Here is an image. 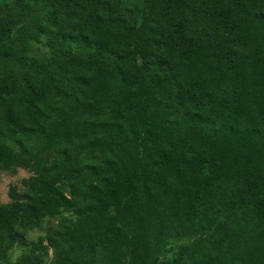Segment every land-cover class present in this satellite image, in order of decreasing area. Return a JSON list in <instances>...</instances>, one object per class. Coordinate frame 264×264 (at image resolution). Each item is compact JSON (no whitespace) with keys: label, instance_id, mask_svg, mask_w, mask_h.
Instances as JSON below:
<instances>
[{"label":"trees","instance_id":"1","mask_svg":"<svg viewBox=\"0 0 264 264\" xmlns=\"http://www.w3.org/2000/svg\"><path fill=\"white\" fill-rule=\"evenodd\" d=\"M19 168L0 263L264 264V0H0Z\"/></svg>","mask_w":264,"mask_h":264},{"label":"rangeland","instance_id":"2","mask_svg":"<svg viewBox=\"0 0 264 264\" xmlns=\"http://www.w3.org/2000/svg\"><path fill=\"white\" fill-rule=\"evenodd\" d=\"M30 172L19 168L16 171H5L0 173V203L7 202L9 200L8 197V189L11 185H21V180L28 177ZM43 231H32L30 233L31 237H37L38 235L43 234ZM21 247L16 246L13 250L10 251V259L16 260L18 254L20 252ZM0 264H7L5 262H1Z\"/></svg>","mask_w":264,"mask_h":264}]
</instances>
